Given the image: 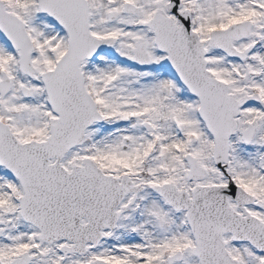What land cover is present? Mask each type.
Listing matches in <instances>:
<instances>
[{"label": "snow or ice", "instance_id": "1", "mask_svg": "<svg viewBox=\"0 0 264 264\" xmlns=\"http://www.w3.org/2000/svg\"><path fill=\"white\" fill-rule=\"evenodd\" d=\"M0 264H264V0H0Z\"/></svg>", "mask_w": 264, "mask_h": 264}]
</instances>
